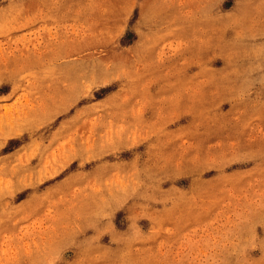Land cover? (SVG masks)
Listing matches in <instances>:
<instances>
[{
    "label": "rangeland",
    "instance_id": "obj_1",
    "mask_svg": "<svg viewBox=\"0 0 264 264\" xmlns=\"http://www.w3.org/2000/svg\"><path fill=\"white\" fill-rule=\"evenodd\" d=\"M0 264H264V0H0Z\"/></svg>",
    "mask_w": 264,
    "mask_h": 264
}]
</instances>
